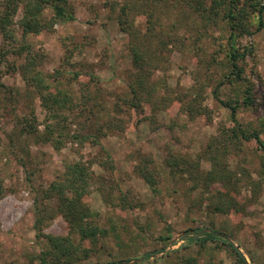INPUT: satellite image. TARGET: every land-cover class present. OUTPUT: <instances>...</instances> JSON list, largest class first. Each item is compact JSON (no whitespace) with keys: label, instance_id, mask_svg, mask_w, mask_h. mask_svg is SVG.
<instances>
[{"label":"rangeland","instance_id":"obj_1","mask_svg":"<svg viewBox=\"0 0 264 264\" xmlns=\"http://www.w3.org/2000/svg\"><path fill=\"white\" fill-rule=\"evenodd\" d=\"M69 1L75 7L76 20L28 37L34 52L42 55L39 69L45 74L63 69L70 77L80 68L83 72L77 79L64 77L67 89L75 97L83 92L97 94L99 89V104L92 107L89 102L88 108L102 109L99 124L112 126L114 116L118 125L105 126L99 144L69 143L59 151L26 132V118L43 132L46 112L35 88L23 79L20 65L25 58L15 53L19 42L12 43L0 33V82L5 85L0 88V264H40L46 239H39L35 228L37 199L45 217L42 233L71 234L56 199H48L44 193L52 182L59 181L67 163L76 160L91 163L94 179L85 200L97 213L95 220L108 231L95 241L84 242L90 257L80 264H238L234 253L218 240L201 246L198 238L209 228L224 232L248 264H264V22L258 30V13L250 11L249 32L233 41L241 54L240 78L228 58L230 27L222 14L197 19L187 0L167 4L160 0L165 9L152 17L149 14L157 1L130 12L142 35L148 24L155 25L153 47L165 49L166 61L153 78L158 95L171 91L187 98L198 89L200 107L205 111L192 118L181 112L176 100L154 117L151 106H124L127 77L135 71L129 35L119 24L124 0ZM21 18L19 11L15 16L18 39ZM91 73L99 78L97 83ZM229 101L238 105L241 128L257 130L262 146L254 138L235 136L236 124L225 105ZM68 116L74 119V113ZM82 121L84 117L74 119L75 123ZM96 121L93 118L88 125ZM88 130L93 132V128ZM107 151L113 156L115 174L108 171ZM145 155L157 165L170 155L195 160L200 166V190L188 192L192 181L187 176H170L164 164L163 192L154 193L135 167L145 161ZM213 170L215 180L206 184L205 173ZM219 191L240 203L238 210L214 212L210 203L217 200ZM123 195L134 206L123 208ZM182 232L186 233L180 236ZM71 236L80 241L77 234ZM148 252L151 257H146ZM136 259L142 260L131 263Z\"/></svg>","mask_w":264,"mask_h":264},{"label":"trees","instance_id":"obj_2","mask_svg":"<svg viewBox=\"0 0 264 264\" xmlns=\"http://www.w3.org/2000/svg\"><path fill=\"white\" fill-rule=\"evenodd\" d=\"M156 1L158 5L149 14L152 17L153 14L165 9L161 2L158 3L160 0H124L120 8L119 24L121 30L129 35L130 56L135 69L127 77L128 96L123 98L124 106L136 109L146 105L151 106L150 112L155 117L156 112L167 110L177 100L180 103L181 112H186V114L195 118L205 113L200 107V90L196 89V93L188 95L187 98L182 93L171 91L161 96L158 95L159 88H157L153 78L156 70L162 68L166 61V57H164L165 49L160 46L153 47L151 40L152 36L156 35L154 24L147 23L148 29L142 35L143 31L139 29L136 21L130 18V12L140 11ZM162 1L165 4L169 2V0ZM242 1L210 0V3H208L207 0H187L190 7L189 11L191 14L196 15L197 19H200L201 15L210 20L212 17H218L222 14L223 19L227 20L230 27L229 40L231 43L228 58L234 74L240 78L242 77V69L238 61L241 54H239L233 41L239 35L249 32L248 18L250 11L253 10L258 13L260 19L258 30L261 29L264 22V3L262 1L245 0L244 3ZM19 11L22 12L20 21L21 39H18L15 34V16ZM47 11H51V14L48 15ZM146 18L148 20V16ZM76 19L75 7L69 0H0V33L12 43L19 42L20 46L15 53L25 58V62L20 65L23 79L28 86L35 88L41 105L46 112L44 131L40 132L38 127H35L32 121L30 122L29 118H26V132L33 133L38 136L41 142L50 144L58 151L67 147L69 143L83 145L90 142L99 144V136L104 132L105 126L112 129L118 125L114 122V116L110 120L112 126L99 124L100 119H103L102 109L88 108L87 104L89 102H93L92 107L99 104L96 101L97 96L101 94L99 89H97V94L83 92L75 97L64 84V77L68 75L65 70L58 69L55 73L45 74L39 69L41 65L39 59L42 55L34 52L28 37L39 35L44 30L51 29L57 24H65ZM73 66L77 67L78 64ZM80 67H82L81 64ZM81 72L83 71L78 68L72 71L70 77L66 78H69V81L72 78L77 79ZM91 74L92 79L96 80L97 83L99 78L95 77L93 73ZM4 87L5 85L0 82V88ZM247 102L250 104V100ZM225 105L230 109L232 120L236 124L234 128L235 136H241L244 139L254 138L262 146V139L257 130L246 132L245 129L241 128L237 119L238 105L233 104L231 101L225 103ZM78 107H82L80 111L75 110ZM68 113H74V119L84 117V121L75 123L74 119L68 116ZM34 118L36 119V117ZM93 118H97V121L93 125H88V121ZM89 128H93V132L89 131ZM112 157L107 151L105 160L109 164L108 171L115 174V164ZM197 159L200 161V154ZM144 160V162L140 160L135 167L139 177L147 183L154 193L160 195L163 192L160 185L164 164L167 166V172L170 176H187L192 181L193 184L187 190L188 192L200 190V166L195 160L180 155H170L163 160V163L158 165L155 163L154 158L150 156L145 155ZM214 173L217 174L215 170L205 173L204 182L206 184H210L215 180ZM93 179L91 163L83 160L71 161L67 163L65 173L59 178V181L52 182L44 193L46 198L56 199L57 210L68 222L71 234L74 233L79 236V242L74 240L71 234L53 235L42 233L45 217L41 214L40 201L37 199L35 228L38 238L44 237L46 239V246L39 255L40 264H80L90 257V249L85 247L84 242L95 241L100 235H107L105 234L108 232L107 229L100 226L98 221L95 220L97 213L93 212V209L85 200L91 193ZM111 179L114 180L115 177H111ZM229 196L231 195L222 194L219 191L217 200L210 203L212 210L222 213L232 209L238 210L240 203L231 197L226 199ZM120 204L123 208L134 206L126 195L120 198ZM204 233L205 235L198 238L201 241V246L204 247L208 242L218 240L234 253L238 264H248L245 255L232 241L225 237L224 232L209 228ZM167 239L170 240L171 237H167ZM146 257H151V254L148 252ZM108 264H117V262H109Z\"/></svg>","mask_w":264,"mask_h":264},{"label":"water","instance_id":"obj_3","mask_svg":"<svg viewBox=\"0 0 264 264\" xmlns=\"http://www.w3.org/2000/svg\"><path fill=\"white\" fill-rule=\"evenodd\" d=\"M186 232H182L181 234H180V236L181 235H184ZM179 236V237H180ZM179 237H177V238H175V239H173L171 242H170V246L171 245H173V243H174V241L176 240V239H178ZM229 239V238H228ZM230 240V239H229ZM230 241H232V240H230ZM233 242V241H232ZM234 243V242H233ZM235 244V243H234ZM236 245V244H235ZM237 246V245H236ZM238 247V246H237ZM239 248V247H238ZM240 249V248H239ZM241 250V249H240ZM140 260H142V259H136V260H134V261H132L131 263H136L137 261H140ZM128 264H130V263H128Z\"/></svg>","mask_w":264,"mask_h":264}]
</instances>
